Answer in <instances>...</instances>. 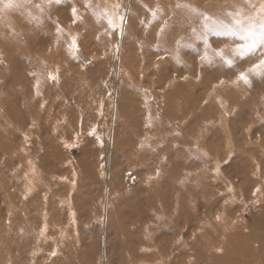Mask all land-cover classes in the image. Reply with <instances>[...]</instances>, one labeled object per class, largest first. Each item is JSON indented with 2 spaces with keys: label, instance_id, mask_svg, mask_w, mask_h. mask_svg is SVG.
<instances>
[{
  "label": "rangeland",
  "instance_id": "374dc122",
  "mask_svg": "<svg viewBox=\"0 0 264 264\" xmlns=\"http://www.w3.org/2000/svg\"><path fill=\"white\" fill-rule=\"evenodd\" d=\"M38 1L44 2L48 0H28L23 8H10L6 12L0 13V109L6 106L7 91L14 86L13 67H15L17 56L20 55L21 59L26 60V45L27 41H29L28 36L32 25L31 18H29V10ZM62 1L69 4V6H75L72 0ZM95 3L97 5L102 3L98 6L99 9L96 10V15L101 16L100 14L105 12L107 17L111 19V23L108 22L105 29L92 25L91 35L94 34L96 39L98 36L101 38L102 35H108L110 30V34H112V40L110 41L116 45L110 80L100 76L101 78H98L96 82L98 90H102L104 93L105 90L108 92V98L105 96L107 105L102 104V108H108V126L107 129L102 126L105 132L102 130V132L95 134L99 142L97 147L107 151L108 160L105 162L102 171L98 167L93 166L94 169L92 171L89 170L90 168L84 171L86 172L84 175L86 178L79 180L78 178L81 176V166L79 165H81V162L78 159L84 147L80 145L78 140L74 141L72 143L74 146L67 147V151H65L68 156L75 160L71 163L72 175L71 178L65 176L59 178V183L62 182L63 185H60L62 188L57 193L59 196L67 193L68 199L62 200L59 197V201L56 202L54 200L50 202L52 204L47 205L44 194L45 188L38 189L39 186L35 185L30 178V170L29 172L22 171L23 168H26V165L20 164L15 160L12 163L10 156H15L17 153L13 149L15 140L8 136V134H11L12 126L8 116L5 113L0 114V122L3 124L0 125V162L10 160L12 163L10 167L3 163L0 164V179L13 176L17 180L20 179L18 189L21 191L27 188L31 189L33 186L36 187L35 198L37 201L42 202L40 204L43 210H51V208L59 207V205L65 208L63 215L55 216V218H60V221H55V223L61 222L60 225L52 229H46L45 227L43 234L45 240H36L35 242L27 237L30 234L28 230L20 228L15 223L11 224L13 220L8 215L9 213L12 214V211L16 209V204L13 203L16 194L13 191H8L4 184L0 185V197H2L0 199V264H42L41 262L44 264H127L123 257L126 247L125 243L129 234L127 232L135 222L131 223L128 221L129 223H126V220H122L120 215H115V223L111 224V210H116V213L121 215L126 212V216H128L131 213L130 210L138 208L141 214L140 217L143 218L147 216L148 212L155 213V210H152L148 203L151 194L145 184H142L140 177L133 174L128 166L126 167L127 169L123 168L126 160L117 164L112 160L117 103L124 71L121 56L129 40L127 32L131 16H134V19L136 18V22L139 21V25L146 12H149L148 19L150 21L153 20L154 14L151 13L153 10L158 12V16H161L162 20L166 22L167 20H174L177 24L183 22L185 8H187L189 14L191 12L192 21H189V28L180 33L178 36L180 46L177 43L175 49V53L178 51L176 56L179 59V64L182 63L181 69L185 70L191 66L188 82H184L185 85L182 86L183 88L188 87L190 94L194 92L192 97L197 105L204 102V107L206 108L209 107L212 97L220 96L222 98V103L213 101V103L220 106L218 112L211 113V117L214 121L215 116H217L218 120L214 121L212 126L210 121H206L207 124L204 121V125H207L204 127L205 130H200L199 125L202 122L195 117L188 119V123L193 128L186 129L184 125L182 127L179 121L182 118L183 111L181 110L184 107L179 108V120L175 121L174 126H169L168 129L170 130V127L172 129L170 130L171 134L169 133L168 135L166 133L167 138L163 141L166 146L174 145L176 147V151H174L171 158L175 162L174 171L173 173L169 172L168 180L163 179L160 176L162 174H159L156 170L148 172V176L152 179L156 180V178L160 177L155 184L160 186L161 189L163 188L162 192H166L172 203L168 204L169 202L166 199H162V202L168 206L170 205L169 207L167 206L168 208L176 209L179 221L177 228L183 233V236L178 241L182 244L186 254L191 257V250L193 249L186 245L187 241L194 235H198L197 237L199 238L202 219L209 214L215 215V212H218L225 205H227V210L230 211L232 216V223L237 229H240L244 234V230H246L244 238L252 237V235L257 233L259 239H264V194L254 193L256 187L254 184L256 180H259L258 175L260 172L262 175L264 174V75L250 73L248 75L250 84H245L243 81L233 83L240 71L247 70L253 64H256L260 58L264 57V43L257 44L255 51L243 58H234L230 53V49L235 44L243 43L239 35H233L230 31L235 19L246 21L247 17L254 16L259 21L258 10L261 0H96ZM178 3L191 5L198 11L194 12L188 7L177 8L176 5ZM117 5L119 6L117 7ZM157 5H159V8H157ZM2 6L3 4L0 3V7ZM44 7L42 8L43 10ZM46 8L48 9L47 6ZM167 8L173 13L175 12L176 20L173 18V13H166ZM14 9L15 11H13ZM55 11L50 9L48 13V22L52 26H55L58 20ZM205 14L209 19H204ZM114 20H116V23H113ZM68 22L71 23V21ZM183 36L187 37V39ZM75 38L76 55L79 56L80 61L84 65H90L92 56L81 48L78 37ZM72 40L73 37L70 38L71 44ZM110 44L109 40L106 39L100 48L104 51L106 48L109 50ZM19 46L23 49V52L17 55L16 51ZM95 46V44L92 45V47ZM222 48L227 54L226 58L235 59L233 66H227L224 59L216 54ZM99 51L101 52V50ZM162 54H165V52H162ZM152 57L157 58L158 55L154 54ZM204 57L207 58L205 59ZM94 68V72L99 75V68L97 66ZM143 68L144 66L140 64L137 70L139 71ZM150 69L153 71L152 74ZM150 69L147 75L148 78L145 79L143 76H139L136 70L137 72L135 71V77L132 80L133 83L135 82L133 86H138L134 92L135 98L142 102L145 112L146 109H149L148 105H150V108L156 105L153 102L156 94H152V87L147 88L148 81L156 76L155 68ZM203 69L207 71V76L205 79H199L198 77L202 78ZM94 72L92 71L91 74L93 75ZM177 76L176 80L182 84L184 75L180 76L178 74ZM5 78L6 81L3 85ZM47 79L50 80L51 77L47 75ZM126 80L130 83L131 78H126ZM129 83L128 85H130ZM159 87L157 86L156 89L160 90ZM223 92H225L223 96H228V100L219 95V93L222 94ZM230 97H234V100L230 99ZM207 98L208 100H205ZM235 98L237 99L235 100ZM229 100H233V102ZM147 101L150 104H146L145 102ZM189 114V117H192L191 111ZM184 115L187 114L184 113ZM150 117H154L153 112H151ZM158 131L157 128H154L151 130V134L158 135L160 133ZM95 132L91 129L86 133L95 138ZM186 133L187 136L185 135ZM201 133H204V139H200L199 134ZM216 136L219 137L214 139ZM23 137L27 138L28 133H25ZM207 138L214 140L206 141ZM2 140L3 142H1ZM143 147L141 146L144 151H150L146 145ZM161 147L159 146V148ZM136 148L135 146L133 149L128 150L129 155L131 153L133 155ZM187 151L191 153H187ZM194 151L196 153L200 151L201 153L198 155L204 156L203 162H198V167L208 165L205 168L208 172L205 176L197 177L198 175L195 176L184 172L185 167L182 165L185 160L184 156L190 154L193 156ZM9 157L10 159H8ZM28 165L30 164L28 163ZM243 168H246L249 172L254 169V173L258 169L257 171L259 172L256 177L254 175L253 186L245 187L243 185L244 177L248 173L245 170L241 172ZM117 169H121L119 171L121 175L118 181L114 183V172ZM80 181L85 183L82 188L79 186ZM67 185H70L72 189H67ZM30 196L28 194V205L32 203V196ZM77 199H79L78 202L80 200L83 201L84 205L78 206L75 203ZM26 212L36 216L40 214L36 209H26ZM158 214L162 215L161 213ZM144 222L142 223L143 225ZM155 227L153 226L152 229ZM187 227L189 228L188 230L185 229ZM134 230L136 231V229ZM147 230L150 231L149 228L139 227L138 232L133 234L135 247L150 242V239L145 238L143 235ZM188 233L191 235L190 237H187L186 234ZM153 244L150 249H153ZM37 246L39 247L36 248ZM201 249L202 255L200 254V258L194 264H205L204 262H207L206 259L209 258H203L205 248L202 246ZM176 251V249L172 250L174 253ZM223 253L224 246L214 248L213 254H215L216 258L221 257ZM142 257L152 258L154 254H146ZM219 259L224 260V258ZM244 259L246 260L247 258ZM192 263L193 261L190 264ZM217 264L235 263L233 261L227 263V261L221 260Z\"/></svg>",
  "mask_w": 264,
  "mask_h": 264
},
{
  "label": "bare ground",
  "instance_id": "6f19581e",
  "mask_svg": "<svg viewBox=\"0 0 264 264\" xmlns=\"http://www.w3.org/2000/svg\"><path fill=\"white\" fill-rule=\"evenodd\" d=\"M72 1L75 6L70 5L71 8H69V4L64 3L62 0L59 2L55 0L51 3L38 1L32 5L29 10V18H31L32 25L28 36L29 41H27L26 45V60L23 58L22 60L19 55L15 60V67L11 65L15 77L13 79L14 86L7 91L6 106L0 109V114L5 113L11 122V134H8V136L15 140L13 149L17 153L15 156H10L12 158L11 161L13 163L15 160L20 164L26 165V168H23L22 171L29 172L30 170V178L33 183L39 186L38 189L45 188L44 194L47 205L52 204L50 202L54 200L56 202L59 201L60 198L62 200L68 199L67 193H63L60 196L57 193L62 188L60 185H63L62 182L59 183V178L61 176L71 178L72 175L71 163L75 160L68 156L65 151H67V147H71L74 141L78 140L80 145L84 147L78 159L81 162V165H79L81 166L79 180L86 178L84 177L86 173L84 171L89 168L92 171L94 169L93 166L98 167L102 171L105 162L108 160L107 151L97 147L99 142L95 135L102 132V130L105 132L102 126L105 129L108 126V108H102L103 103L105 106L107 105L105 96L108 98V92L105 90L104 93V91L98 90L96 82L101 77L110 80L116 45L110 41L112 40L110 30L108 35H102L101 38L98 36L96 39L94 34L91 35L92 25L105 29L109 22L105 12H102L101 16L96 15V10L99 9L98 6L102 3L97 5L95 3L96 0H89L91 7H86L85 0ZM36 5H40V7H36ZM43 7L44 10L42 9ZM73 7L77 9L76 16L72 13ZM50 9L56 10L55 15L58 20L55 26L50 25L48 22ZM151 13H155L152 17L153 20L150 21L148 19L149 12H146L139 25V21L136 22V18L134 19V16H131L127 32L129 40L121 56L124 71L117 103L112 160L115 164L126 160L123 168L127 169L126 167L128 166L133 174L140 177L142 184H145L151 194L148 203L151 209L155 210V213L148 212L145 218L140 217L141 214L138 208L130 210L131 213L128 216H126V212L121 215L117 214L116 210H111V224L115 223V215H120L122 220H126V223L128 221L131 223L135 222L127 232L129 234L123 255L125 262L127 264H190L193 261L192 264H194L200 258L201 247L203 246L205 248L203 258L209 257L206 259L207 262H204L205 264H217L221 260H225L227 263L233 261L235 264H264V239H259L257 233L252 235V237L244 238L246 230H244V234L232 223V216L230 211L227 210V205L215 212V215L209 214L202 219L199 238L197 237L198 235H194L187 241L186 245L193 249L191 250L192 255L189 257L182 248V244L178 241L183 236V233L177 228L179 221L176 209H170L168 208L170 205L168 206L162 202V199H166L169 202L168 204L172 203L166 192H162L163 188L161 189L160 186L155 184L160 177L155 180L148 176L150 170H156L159 174H162L160 176L163 179L168 180L169 172L173 173L174 171L175 162L171 158L174 151H176V147L174 145L166 146L163 141L167 138V134L169 135L170 130H172L171 127L170 130L168 129L169 126H174L175 121L179 120V108L184 107V110H181L183 111L182 118L179 121L182 127L184 125L186 129L193 128L188 123V119L195 117L202 122L199 125L200 130H205L204 127L207 125H204V121H210L212 126L214 121L218 120L217 116H215L214 121L211 117V113L218 112L220 106L213 103V101L222 103V98L215 96L210 99L208 108L204 107V102L197 105L192 97L194 92L190 94L188 87L183 88L182 86L185 85L184 82H188L191 66L185 70L181 69L182 63L179 64V59L176 56L178 51L175 53V49L178 43V36L189 28V21H192L191 12L189 14L187 8L184 9L185 17L180 24H177L174 20H167V22L162 20L156 10ZM166 13L172 14L173 11L167 8ZM173 18L176 20L175 12L173 13ZM68 21H71V23ZM113 23H116V20ZM165 25L164 33L158 37L157 33ZM72 37H78L81 48L92 56L90 65H84L80 61L79 56H73L70 52V38ZM184 38L187 39V37ZM106 39L111 44L109 50L106 48L104 51L100 47ZM93 44L96 46L92 47ZM178 45L180 46L179 43ZM95 48L97 49L95 50ZM22 50L19 46L16 51L17 55L22 54ZM162 52H165V54H162ZM154 54H157L158 57L153 58L152 55L154 56ZM140 64L144 68L138 71ZM95 66L99 68V75L94 72ZM150 68H155L156 76L148 81L147 88L152 87V94H156L153 101L156 105L151 108L148 105L149 109H146L145 112L142 102L135 98L134 92L138 86L134 85L135 88H133L135 82L133 83L132 80L135 77L136 70L139 76H143L145 79L148 78L147 75ZM92 71L94 72L93 75L91 74ZM152 72L151 70L150 73L152 74ZM178 74L180 76L184 75L182 84L176 80ZM206 74L207 71L203 69L202 78H198L205 79ZM47 75L57 78L48 80ZM126 78H131L130 83ZM5 81L6 78L3 80V85ZM157 86H160V90L156 89ZM224 93H219V95L223 96ZM208 98L205 100H208ZM223 98L228 100V96H223ZM230 99L234 100V97H230ZM233 100L229 101L233 102ZM145 103L148 104L149 101ZM190 111L192 117H189ZM151 112L154 113L153 118L150 117ZM184 113L187 115L183 116ZM146 116L147 118H145ZM206 116L208 117L205 118ZM0 125H3L2 122H0ZM154 128H157L158 132H160L158 135L156 134L157 136L151 134V130ZM91 129L96 131L94 133L95 138L86 133ZM25 133H28L27 138L23 137ZM203 134H199L200 139H204ZM185 135L187 136V133ZM218 137L216 136L214 139ZM214 139L207 138L206 141ZM192 141L194 140L192 139ZM145 145L149 147V152L142 149ZM135 146L137 148L134 150L133 155L132 153L129 155L128 150L133 149ZM159 146L162 147L159 148ZM191 146L193 145L191 144ZM187 153L191 152L187 151ZM199 153L201 152L196 153L194 151L193 156L191 154L184 156L185 160L182 165L185 167V173L198 175L197 177L205 176L208 173L205 170L208 165L202 167L197 165L199 161L203 162L204 160V156H199ZM11 161H1L0 164L3 163L10 167L12 165ZM120 170L117 169L114 172V183L120 178ZM244 170L248 173L244 177L243 185L248 187L252 185L254 175L256 177L259 171L257 169L254 173V169L249 172L246 168H243L241 172ZM13 177L0 179V185L4 184L8 191H13L16 194L13 202L16 204V209L12 211V214L9 213L8 215L13 220L11 224L15 223L20 228L28 230L30 234L27 237L29 239H33L35 242L36 240L44 241L45 236L41 235V231L45 227L46 229H52L60 225L61 222L55 223V221H60V218H55V216L63 215L65 208L59 205V207H50L51 210H43L42 202L37 201L35 198V190L37 188L33 186L31 189L27 188L21 191L18 189L20 179L17 180V178ZM258 177L259 180H256L254 184L256 186L254 193L264 194V174L262 175L260 172ZM84 184L80 181V188L84 187ZM191 187L194 186L192 185ZM68 188L72 189L70 185H67ZM28 194L32 196L30 205L27 204ZM82 199L84 200V198ZM78 200L75 202L78 206L84 205L83 201L80 200L78 202ZM92 207L94 208V206ZM26 209H36L40 214L36 216L32 213H27ZM158 213L162 215L160 216ZM143 222L144 225L142 224ZM153 226L156 227L152 229ZM139 227L150 229V231L147 230L143 234L145 238L150 239V242L135 247L133 234L138 232ZM185 229L188 230L189 228ZM186 235L187 237L191 236L189 233ZM200 240L202 241L200 242ZM153 242L155 243L153 244ZM152 244L154 247L150 249ZM220 246H224V253L221 257L216 258L215 254H213L214 248ZM174 249L177 250L176 253L172 252ZM146 254H154V257L143 258L142 256ZM219 258H224V260ZM244 258L247 259L245 260ZM41 263L44 264L43 262Z\"/></svg>",
  "mask_w": 264,
  "mask_h": 264
},
{
  "label": "snow or ice",
  "instance_id": "6c2138e0",
  "mask_svg": "<svg viewBox=\"0 0 264 264\" xmlns=\"http://www.w3.org/2000/svg\"><path fill=\"white\" fill-rule=\"evenodd\" d=\"M26 2H28V0H0V3L3 4V6L0 7V13L6 12V10L10 8H23L26 6ZM48 2L51 3V0H48ZM57 2H59V0H57ZM85 5L86 7H91L89 0H85ZM118 6L119 5H117V7ZM36 7H40V5H36ZM176 7L177 8L188 7L191 8L192 11L194 12L198 11V9L188 4L178 3ZM157 8H159V5H157ZM258 12L260 16L259 21H257L254 16L247 17L246 21L235 19L234 25L232 29H230L231 34L239 35L240 40L243 41V43L235 44V46L230 49V53L232 57L234 58L246 57L250 53H253L255 51L257 44L264 43V0H261ZM72 13L74 16L77 15V9L75 7L72 8ZM204 19L207 20L209 19V17L205 14ZM109 23H111V19H109ZM165 27L166 25L161 27L160 31L157 33L158 37L164 33ZM75 49H76V38L73 37L72 44L69 49L73 56L76 55ZM216 54L224 59V62L226 63L227 66L231 67L234 65L235 59L226 58L227 54L225 53L223 48L218 50ZM204 58L206 59L207 57ZM250 73H254L256 75H264V57L260 58L256 64H253L247 70L240 71L236 77V80H234L233 83H237L238 81H243V83L245 84H250L248 78V75ZM51 78L56 79L57 77L53 76ZM221 83L223 82L221 81ZM43 234H44V230L41 231V235ZM53 255H55V253H53Z\"/></svg>",
  "mask_w": 264,
  "mask_h": 264
}]
</instances>
